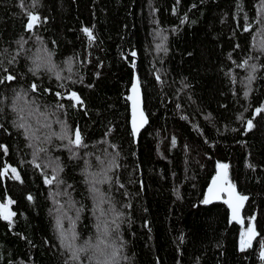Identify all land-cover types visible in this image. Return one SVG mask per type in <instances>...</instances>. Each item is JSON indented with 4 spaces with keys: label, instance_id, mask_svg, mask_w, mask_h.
Returning a JSON list of instances; mask_svg holds the SVG:
<instances>
[{
    "label": "trees",
    "instance_id": "obj_1",
    "mask_svg": "<svg viewBox=\"0 0 264 264\" xmlns=\"http://www.w3.org/2000/svg\"><path fill=\"white\" fill-rule=\"evenodd\" d=\"M258 2L181 0L177 5L176 0H39L42 6L34 9L47 17L48 22L37 27L36 33L54 52V61L67 67L64 62L76 57L74 70L85 76V84H95V88L73 86L87 104V114L73 110L68 116L73 126L81 127L89 145L81 155L93 153L95 165L94 156L106 146L99 144L100 140L119 146V179L125 188H114L112 193L117 207L131 217L122 225L124 254L131 264H264L256 241L248 252L239 251L240 232L251 226V216L261 232L257 241L264 243V120L254 112L257 101L264 103V79L258 78L252 85V107L244 111L249 100L244 99L241 81L247 72L233 63L242 64L249 55H258L251 47L260 28L254 15ZM32 3L0 0V51L8 48L15 52L16 41L23 36L29 38L25 47L32 52L40 47L25 30L26 12L33 10ZM194 3L197 8L191 9ZM241 3L243 10L237 7ZM245 13L246 23L253 26L251 33L241 26ZM185 14L189 22L182 24ZM85 27L97 37L94 43L90 44L83 33ZM161 30L168 36L166 54L156 51ZM132 51L137 52L134 58ZM189 52L194 55L189 56ZM79 61H83L82 66ZM260 62L264 63V57ZM29 63L22 56L19 65L10 66L12 72L22 74L12 87L28 88L35 79L31 74L23 75ZM227 74L237 76L235 85ZM257 75L264 76V72ZM137 76L149 123L134 142L130 134L131 102L126 97ZM35 82L52 88L57 84L54 79L49 83L48 77ZM3 95L11 97L12 91L0 85V98ZM43 99L55 103L51 95ZM14 118L10 109L0 116V123H6L12 133L0 131V143L9 147L8 154L0 150V172L11 164L24 183L13 179L10 172L7 177L0 175V202L6 203L11 197L15 201L11 208L17 213L14 226L0 219V264H9V260L12 264H63L51 195L55 189L44 184L40 170L30 163L32 149L11 126ZM248 119L257 127L245 135ZM54 128L58 131V125ZM112 128L115 130L105 136ZM233 128L238 130L233 132ZM173 137L176 146L171 144ZM53 156L64 165L62 177L73 186L68 191L76 206H84L76 230L82 240L86 239L94 234L96 221L82 175L84 160L70 159L63 150L54 151ZM217 161L230 165L233 183L249 196L243 228L231 222L223 203H200L216 174ZM249 163L255 170L248 167ZM103 188L107 190V185ZM177 191L182 199H177ZM29 195L33 200L27 199ZM56 199L65 202L62 196ZM129 202L131 209H123ZM69 215L75 218L74 211ZM64 227L71 228L68 219Z\"/></svg>",
    "mask_w": 264,
    "mask_h": 264
},
{
    "label": "snow or ice",
    "instance_id": "obj_2",
    "mask_svg": "<svg viewBox=\"0 0 264 264\" xmlns=\"http://www.w3.org/2000/svg\"><path fill=\"white\" fill-rule=\"evenodd\" d=\"M180 2L181 0H176L177 5ZM201 3H203V0H201ZM39 6H42L39 0H33L31 5L33 10L26 12L25 30L26 33L32 35L40 47L32 52L31 49L25 47L29 42V38L23 36L16 41L17 49L15 52H10L8 48L0 51V85L12 91L11 97L3 95L0 98V116H3L5 109H10L15 114L11 126L24 137L27 147L32 149L30 163L40 170L44 184L50 190L55 189L51 192V195L55 206V232L59 241L57 248L62 250L63 264H126V262L131 264L124 254L126 241L122 235V225L130 222L131 217L127 212L117 207L112 193L114 188H125V184L119 179L118 170L122 167L119 146L109 140H100L98 143L106 146L101 150L100 155L94 156L95 165L92 163L93 153L81 155V150L87 149L89 145L86 143L81 127L79 125L73 126L69 122L68 116L73 110L76 112L84 111L87 114V104L81 93L73 86L80 84L88 88H95V84H85V76L80 71L74 70L78 62L76 57H70L64 62L67 67L54 61V52L44 44L42 38L36 33L37 27L48 22L47 17H42L34 10ZM20 7L25 8L23 2L20 3ZM237 7L243 10V3L238 4ZM195 8H197V4L194 3L191 5V9ZM254 15L255 23L260 25V28L252 38L251 47L258 55H249L243 60L242 64L233 60L237 68H243L247 72L244 80L241 81L245 89L243 94L245 100H249L251 97L254 82L258 78L264 79V76L258 77L257 75L258 72H264V63L260 62L261 57H264V0H259L254 5ZM243 19L245 21L241 25L243 31L251 33L253 26L246 23L248 20L247 13H245ZM188 22L189 16L187 14L183 15L181 23L186 24ZM192 23L194 24L195 21H192ZM162 31L158 34V39L161 42L156 44V51L166 54L168 51L166 43L168 36L163 35ZM83 33L90 44L96 41L97 37L91 28H83ZM257 37H259L258 40ZM52 43L54 44L55 41H52ZM235 47L239 48L240 45L236 44ZM130 55L134 58L137 56V52L132 51ZM188 55L193 56L194 53L189 52ZM22 56L25 60L30 61L26 73L23 75L31 74L35 79L29 83L28 88L19 87L17 89L12 85L13 82L19 83L22 74L12 72L10 66L19 65ZM229 59H232L231 55ZM79 63L81 66L83 65V61H79ZM89 63H91L90 60ZM102 66L100 65V67ZM131 67L136 68V64L132 63ZM227 75L230 76V83L235 85L237 76L235 74ZM45 77H48L49 83L54 79L57 82L56 87H44L42 84L35 82L36 80L43 81ZM96 77L99 78V73H96ZM156 79L160 80V76L157 75ZM130 91L131 94L126 97L131 102L130 134L134 142H138L141 130L149 123L148 115L145 113L143 106L141 81L138 76ZM45 95L53 96L55 103L44 101L43 97ZM233 95H236V93H233ZM257 104L259 106L254 109L255 116L264 120V103L257 101ZM177 106L179 107V105ZM251 107V101L249 100V104L244 111H248ZM182 118L188 119V117ZM239 119L243 122L244 116L241 115ZM54 125H58V131L54 128ZM256 127L257 125L253 122V119H248L244 134L247 135L253 132ZM114 130L112 128L106 131L104 135L109 136L111 131ZM237 130L232 129L233 132ZM0 131L12 135L8 131L6 123H0ZM205 142L207 143V141ZM171 144L173 146L177 145L175 137L172 138ZM0 150L4 154L9 153V147L6 143H0ZM61 150L67 151L70 159L84 160L85 166L82 175L93 200L91 211L96 223L94 234L83 240L76 228L84 206H76L77 202L72 198V193L68 191L73 186L67 184L62 177L64 165L59 157L53 156L54 151ZM85 156L88 158L86 159ZM215 167L216 174L200 203L207 206L216 201L222 202L230 210L232 221L243 228L244 217L242 211L249 200V196L238 191L237 185L231 179L228 163L217 161ZM248 167L255 170V166L251 163L248 164ZM9 172L12 174L13 179L21 184L24 183L20 172L11 164H6L0 175L7 177ZM104 185H107V190L103 188ZM176 194L177 199H182L178 191ZM123 195L127 196V191ZM58 196L64 197L65 202L61 203L57 200L56 197ZM27 199L33 200V197L29 195ZM14 203L15 201L11 197L7 198L6 203L0 202V219L6 221L10 226H14L13 217L17 215L11 208ZM131 207L130 202L123 205V209L130 210ZM69 211L75 212V218L69 215ZM65 219H68L71 223L70 229L64 227ZM249 219L251 226L240 232L239 251L241 253L248 252L249 249L253 248V243L256 241L260 249L259 259L264 261V243L257 241V237L261 235V232L257 229L256 218L251 216ZM22 238L27 240V237ZM180 239L183 241V236ZM9 264H12L11 260H9Z\"/></svg>",
    "mask_w": 264,
    "mask_h": 264
},
{
    "label": "water",
    "instance_id": "obj_3",
    "mask_svg": "<svg viewBox=\"0 0 264 264\" xmlns=\"http://www.w3.org/2000/svg\"><path fill=\"white\" fill-rule=\"evenodd\" d=\"M141 93H142V91H141ZM142 99H143V94H142ZM143 106H144V103H143ZM147 127V125L141 130V132L145 129ZM214 178V177H213ZM212 181V180H211ZM209 186H211V182H210V184H209ZM208 186V187H209ZM239 191V190H238ZM206 193H207V190H206ZM206 193H205V195H206ZM248 202V201H247ZM247 202H246V204H245V207H246V205H247ZM218 203H222V202H220V201H216V202H214V203H212L211 205H214V204H218ZM245 207H244V209H243V211H242V216L244 217V210H245ZM229 212H230V210H229ZM230 219H231V213H230ZM231 222L232 223H235V224H237L235 221H232V219H231ZM238 226H240L239 224H237ZM244 225H245V218H244ZM241 227V226H240Z\"/></svg>",
    "mask_w": 264,
    "mask_h": 264
},
{
    "label": "rangeland",
    "instance_id": "obj_4",
    "mask_svg": "<svg viewBox=\"0 0 264 264\" xmlns=\"http://www.w3.org/2000/svg\"><path fill=\"white\" fill-rule=\"evenodd\" d=\"M250 227V226H249ZM245 230V229H244Z\"/></svg>",
    "mask_w": 264,
    "mask_h": 264
}]
</instances>
